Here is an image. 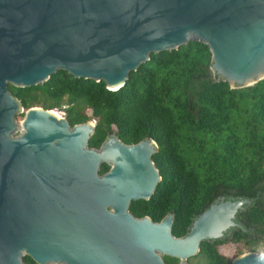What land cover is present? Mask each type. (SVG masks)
<instances>
[{
    "label": "water",
    "instance_id": "water-1",
    "mask_svg": "<svg viewBox=\"0 0 264 264\" xmlns=\"http://www.w3.org/2000/svg\"><path fill=\"white\" fill-rule=\"evenodd\" d=\"M189 42L207 47L216 81L251 87L264 79V0H0V264H188L201 242L245 231L234 219L247 199L211 204L180 238L171 214L135 218L129 204L149 200L160 181L155 143L111 133L89 148L93 121L69 126L53 110H24L7 90L63 71L114 92L150 54ZM229 264L264 258L247 252Z\"/></svg>",
    "mask_w": 264,
    "mask_h": 264
},
{
    "label": "trees",
    "instance_id": "trees-1",
    "mask_svg": "<svg viewBox=\"0 0 264 264\" xmlns=\"http://www.w3.org/2000/svg\"><path fill=\"white\" fill-rule=\"evenodd\" d=\"M209 61L206 46L189 42L150 54L114 92L63 71L36 87L7 85V90L24 110L64 107L69 126L93 121L89 148L98 149L111 133L125 145L153 141L156 152L150 159L160 181L149 200L131 202L128 211L152 222L171 214L175 238L183 237L191 221L218 198L249 200L235 215L245 231L233 232V256L243 248L255 253L262 247L264 258V79L229 89L212 76ZM107 170L101 165L99 173ZM225 242H201L198 254L186 262L229 264L218 251L221 244H230ZM22 261L34 264L28 257Z\"/></svg>",
    "mask_w": 264,
    "mask_h": 264
},
{
    "label": "rangeland",
    "instance_id": "rangeland-1",
    "mask_svg": "<svg viewBox=\"0 0 264 264\" xmlns=\"http://www.w3.org/2000/svg\"><path fill=\"white\" fill-rule=\"evenodd\" d=\"M53 111L57 112L58 114H62V116H64V112L61 109H53ZM22 118V114L16 115L15 117V121L16 123H18ZM228 245V246H227ZM234 245L232 244H222L221 246L218 247V251L222 254H224L228 260H231L232 258H234ZM242 253H247L249 252L246 248H243ZM258 254H262L263 253V249L262 247H258L256 252Z\"/></svg>",
    "mask_w": 264,
    "mask_h": 264
},
{
    "label": "flooded vegetation",
    "instance_id": "flooded-vegetation-1",
    "mask_svg": "<svg viewBox=\"0 0 264 264\" xmlns=\"http://www.w3.org/2000/svg\"><path fill=\"white\" fill-rule=\"evenodd\" d=\"M220 200H232V199H224V198H218L217 200H215L214 201V203L215 202H217V201H220ZM244 210V208L241 210V211H243ZM234 222L236 223V224H238L237 223V221H236V218L234 219ZM235 231V229L234 230H230V231H228L227 233H226V235L224 236V239L223 240H226V242L225 243H230V241L232 240V235H233V232ZM212 243V242H211ZM231 244V243H230ZM222 245V244H221ZM220 245V246H221Z\"/></svg>",
    "mask_w": 264,
    "mask_h": 264
},
{
    "label": "built area",
    "instance_id": "built-area-1",
    "mask_svg": "<svg viewBox=\"0 0 264 264\" xmlns=\"http://www.w3.org/2000/svg\"><path fill=\"white\" fill-rule=\"evenodd\" d=\"M63 109H64V107H62V109H61V110L64 112V110H63ZM54 112H55V111H54ZM56 113H57V112H56ZM57 114H58V113H57ZM59 115H60V116H62V114H59ZM63 117H64V116H63Z\"/></svg>",
    "mask_w": 264,
    "mask_h": 264
}]
</instances>
